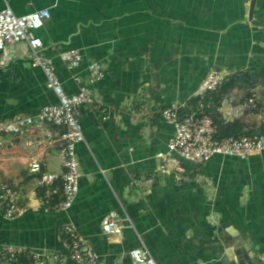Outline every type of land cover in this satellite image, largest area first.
I'll list each match as a JSON object with an SVG mask.
<instances>
[{"label": "crops", "instance_id": "0c3cea01", "mask_svg": "<svg viewBox=\"0 0 264 264\" xmlns=\"http://www.w3.org/2000/svg\"><path fill=\"white\" fill-rule=\"evenodd\" d=\"M250 4L0 0V11L11 7L18 16L50 10L36 31L40 54L53 60L68 95L78 91L74 75L88 82L90 63H100L104 72L91 86L95 105L81 108L85 142L76 147L79 191L69 209L47 212L39 202L42 173L62 170L58 146L49 142L59 130L41 126L0 137V182L19 188L28 208L15 220L0 214V264H10L9 247L62 256L52 264H76L63 231L68 224L106 264H132L130 252L141 245L157 264H264V151L247 159L218 155L203 165L170 162L166 172L157 158L174 132L162 110L177 103L184 105L182 113L194 111L191 103L213 70L252 84L213 105L226 136L264 132V26L250 23ZM255 18L264 23V0L256 1ZM71 50L82 55L73 69L59 57ZM248 101L256 107L241 111L240 103ZM57 103L26 43L0 51V123ZM237 109L242 114L235 115ZM33 160L42 163V173H31ZM113 212L128 219L120 237L103 233Z\"/></svg>", "mask_w": 264, "mask_h": 264}, {"label": "built area", "instance_id": "2783aa9c", "mask_svg": "<svg viewBox=\"0 0 264 264\" xmlns=\"http://www.w3.org/2000/svg\"><path fill=\"white\" fill-rule=\"evenodd\" d=\"M50 18L49 9H38L23 16L16 15L11 7L0 11V51L6 52L18 43H26L31 50L34 65L43 70L48 86L58 97L57 104L43 107L36 115L0 123V137L20 136L30 132L33 127L41 126L59 130L56 138L51 136L49 142L58 146L62 170L42 173L43 165L40 161L33 160L30 164L31 173H42L39 187L43 189V194L39 202L47 212L67 210L75 201L80 179V161L76 147L79 143L85 142L80 112L83 106L95 105L96 98L91 86L104 77L101 64L92 62L88 66L90 74L88 82L83 83L79 76L74 75L73 80L78 86V91L73 95L66 93L53 60L40 54L43 42L36 35V31L42 29ZM59 57L69 69L78 67L82 61V55L78 50L65 51L60 53ZM229 75L217 70L207 74L195 95L196 98H200V103L194 111L182 113L184 105L177 103H172L162 110V117L174 128L167 143V151L157 155L162 172L168 170L170 162L177 167H180L182 161L203 165L218 155L247 159L264 151V132L226 136V129L222 127L224 124L218 123L210 111L212 104L204 102L205 96L220 89L228 81ZM245 106L249 107L248 104ZM238 114L239 109L235 111V115ZM58 182L61 188L57 187ZM23 198V192L19 188L0 182V214L4 218L15 220L27 212L28 208ZM127 220L114 212L109 214L103 222V233L108 237L122 236ZM63 231L70 242L69 257L76 264H106L89 246V240L81 236L73 225H65ZM6 252L5 259L10 264H21L26 259L32 260L30 264H52L60 262L62 258L55 253L43 256L33 254L24 248L9 247ZM130 258L132 264H157L145 245L131 250Z\"/></svg>", "mask_w": 264, "mask_h": 264}, {"label": "trees", "instance_id": "16d2710c", "mask_svg": "<svg viewBox=\"0 0 264 264\" xmlns=\"http://www.w3.org/2000/svg\"><path fill=\"white\" fill-rule=\"evenodd\" d=\"M249 82H250V79L248 77L245 78V77H237L236 76V77H232L231 79L228 78V81L225 82V84L220 89H218L216 92L208 93L205 96L204 102L212 104L211 109H210V111H212L213 105H215V107L218 108V106H220L222 100L224 99V96L228 92H230L231 90L236 89V88L242 89L244 84L252 85ZM254 82H255V80H254ZM198 103H200V98L194 99L191 104L194 106L193 108L197 109ZM185 113H189V112H185ZM220 124H222V123H220ZM222 127L226 128V126H223V125H222ZM226 132H227V129H226ZM226 132H225V135L228 134ZM247 135H250V134H247ZM18 264H20V263H18Z\"/></svg>", "mask_w": 264, "mask_h": 264}, {"label": "water", "instance_id": "95a60500", "mask_svg": "<svg viewBox=\"0 0 264 264\" xmlns=\"http://www.w3.org/2000/svg\"><path fill=\"white\" fill-rule=\"evenodd\" d=\"M256 1L257 0H251V4H250V8H249V21L250 23H252L253 25H258V26H264V23L261 21H257L255 18V6H256ZM241 254L243 253H239V257L242 256ZM241 258V257H240ZM243 258L245 260H248V256L244 255Z\"/></svg>", "mask_w": 264, "mask_h": 264}, {"label": "rangeland", "instance_id": "374dc122", "mask_svg": "<svg viewBox=\"0 0 264 264\" xmlns=\"http://www.w3.org/2000/svg\"><path fill=\"white\" fill-rule=\"evenodd\" d=\"M242 97H248V96H242ZM241 105H239L240 107H241V111H243V110H245L246 109V106H245V104L246 103H240ZM248 108L247 109H251V110H253L256 106H253L254 104H256V102H253V103H251V102H249L248 101ZM198 105H199V103H198ZM254 107V108H253ZM240 110H239V112H241ZM1 177V176H0ZM2 178V177H1Z\"/></svg>", "mask_w": 264, "mask_h": 264}]
</instances>
